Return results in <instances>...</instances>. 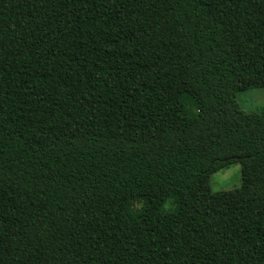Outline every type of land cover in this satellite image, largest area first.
Returning a JSON list of instances; mask_svg holds the SVG:
<instances>
[{
  "label": "trees",
  "instance_id": "16d2710c",
  "mask_svg": "<svg viewBox=\"0 0 264 264\" xmlns=\"http://www.w3.org/2000/svg\"><path fill=\"white\" fill-rule=\"evenodd\" d=\"M263 77L264 0H0V264H264Z\"/></svg>",
  "mask_w": 264,
  "mask_h": 264
},
{
  "label": "rangeland",
  "instance_id": "374dc122",
  "mask_svg": "<svg viewBox=\"0 0 264 264\" xmlns=\"http://www.w3.org/2000/svg\"><path fill=\"white\" fill-rule=\"evenodd\" d=\"M264 84V77L258 79ZM254 79V82H258ZM243 81V80H242ZM250 80L241 82L242 89L239 90L236 98L242 109L245 111H258L264 108V86H254L243 88ZM198 183L200 188L201 212L208 213L223 208H238L241 205L240 185V165L238 162H232L223 166L218 171L212 173L207 178ZM92 207L95 206V201L92 202ZM172 208L168 203L163 206L155 201L153 213L156 218H167L174 220V213L165 214Z\"/></svg>",
  "mask_w": 264,
  "mask_h": 264
}]
</instances>
